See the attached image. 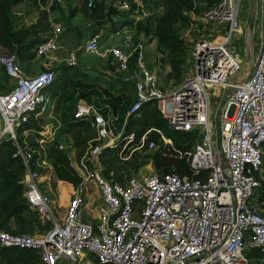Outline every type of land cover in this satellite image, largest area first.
Instances as JSON below:
<instances>
[{
  "label": "built area",
  "instance_id": "obj_1",
  "mask_svg": "<svg viewBox=\"0 0 264 264\" xmlns=\"http://www.w3.org/2000/svg\"><path fill=\"white\" fill-rule=\"evenodd\" d=\"M94 1L88 0V6ZM241 6V0H214L203 12L215 24L213 36L196 42L192 73L175 87L160 86L157 71L148 63L146 41L134 42L125 25L116 24L115 32L124 34L119 44L101 50L103 31L99 29L77 47L110 55L115 70L125 73L124 81L133 83L135 97L126 117L149 102L170 127L194 132L195 140L185 152L195 173L208 172L188 177L176 171H154L131 175L123 182L106 176L101 168L103 149L124 139L122 153L134 133L123 136V130H116L117 114L107 104L104 114L80 98L74 116L94 117L96 135L73 164L80 181L62 220L53 196L43 189L42 174L33 166L38 158L34 159L28 144L20 142L18 132L50 98L56 72L48 66L27 74L16 52L0 50V66L6 75V87L0 88V150L4 139L15 145L13 155L19 156L24 169L25 201L41 222L48 223L41 234L0 228V245L36 249L41 264H245L247 249H264V209L260 206L264 199L259 200V174L264 166V0H260L256 24L259 45L249 72L239 48L231 44L241 34ZM118 7L132 20L148 10L145 0H119ZM55 42L53 34L36 43L35 55H47L56 48ZM76 50L68 63H75ZM154 128L164 142L172 144ZM148 145L150 150L158 147L153 140ZM83 181L95 184L100 199L95 210L88 208L87 217L83 216Z\"/></svg>",
  "mask_w": 264,
  "mask_h": 264
},
{
  "label": "rangeland",
  "instance_id": "obj_2",
  "mask_svg": "<svg viewBox=\"0 0 264 264\" xmlns=\"http://www.w3.org/2000/svg\"><path fill=\"white\" fill-rule=\"evenodd\" d=\"M81 3V0H40L41 6L40 4L36 6L34 4V0H21L10 12L11 19L15 23V26L18 25L17 23L19 22V17H26L27 21L24 22L28 23L29 20L32 19L31 14H36L37 12L38 15L40 14L39 16L41 18L38 23H41L40 29L44 31V33H51L49 29L51 27L54 28L53 25L57 24L59 26L58 32L62 33V36L65 38L61 42H59V38L56 39V48H54L53 52L61 53L62 55H59L62 59L61 63L67 64L69 66L70 73L67 74V79L69 78L68 83L65 87H63L60 86L62 84V80H58L59 82L57 84H59L60 87L55 86V93L52 94V92L50 91V98L40 104L39 107L32 113L35 117H39L44 120L43 127L39 129L42 133L35 130L34 128H28L26 133L22 131L19 132V139L21 143L28 144L31 152H33L34 155H44L42 156V160H36L34 162L35 167H42L43 170L46 169L47 166H51V163L48 162V148L51 144L48 142L51 140H57V143H62L64 145L63 148H59L58 145L57 148L66 151L67 166L78 177L80 176L78 174V171L74 167L75 161L79 160L81 155L85 152L88 145L87 142L96 135V130L95 118L91 116L84 118V124L82 126H78L77 128L75 127L72 130L66 129V123L71 117V114H74L73 110H75V105L80 99L75 96L72 90V82L77 79H81L86 82H94V86L92 87V89L94 91L98 90L99 93L97 95L95 94L92 97L91 102L96 105H101V102L97 99L98 96L108 97L109 95H107V93L105 92H101L102 89L104 91V89L106 88L108 93L116 94L121 88L124 87L125 82L123 78V75H125V73L115 70L116 65L112 62L110 55L103 56L98 53L86 52L83 50L80 51L81 53L79 57L77 54V60L81 58V65L79 64L77 66V64L75 63L67 62L69 60L68 57L70 56V53L74 51L77 44L85 40L93 31L99 30L100 27L103 26H106L105 28H103L105 31L112 30L114 25H111V22L107 21L106 19L107 17H109L107 16V12L109 10L110 4L120 10V8L118 7L119 0H95L93 6L95 7L98 3L97 7L95 8V10H93V6H91L92 11L90 10V15H85L81 9ZM199 3L206 4L207 0H200ZM241 3L242 6L239 10L241 34L239 35V38H233L231 44L236 48H239V54L242 57L244 66L246 68L245 71L249 72L252 69L253 61L255 59V53L259 45L256 24L258 21L260 0H241ZM207 8H205L200 14H196L190 10H185V13L191 16L192 21L189 23L180 24L178 26L179 34L183 39L182 44L185 47L183 76L180 80H175L173 78L166 79V73L170 70V65L168 63V54L167 52H161L160 50H158L157 39L155 38V35H153V33L151 32L144 33L143 31H138L136 29L137 21L139 19H144L147 15L154 12L152 11V9L148 8V10L146 11L147 13L142 17L136 19L137 21L135 19H133V21L128 16L127 12H125V15L122 17L117 14L113 16H118L119 19H123L119 22H121L120 24L125 25L127 30L133 33L132 40L134 42L137 39H143L146 41L148 63L153 71H157L160 86L164 89H167L177 86L183 80V78L192 73V68L194 66L192 52L196 42L200 38L213 36L215 24L211 21H207L203 17V12ZM157 9L161 11L163 9L162 4H160ZM157 9H155V11H158ZM25 23L22 24L20 22L19 24L29 27V25ZM70 28L72 29V34L67 35V30H69ZM222 31L223 30L220 29V31L216 33H220ZM114 44L117 43L109 42L106 44L102 42L101 50H103L106 46ZM34 67L36 68V66H32L31 64L28 65V68H33V70ZM57 67L58 66H53L51 68L56 72V74L59 73ZM43 68L45 67H42L41 69ZM125 92L130 94L129 100L126 101L123 105L127 107L133 99L135 93L133 92L131 86H128ZM150 105L154 107L152 104ZM130 118H134V120H137L138 122L142 120L143 122L149 121L148 117H145L144 112L140 109L136 113L130 114L127 117L123 113V115H118L117 121L115 120L116 130H123V133H125V131L134 133V139L132 140L133 144H131L132 141H130L126 148L136 147L138 145L141 146L133 150L129 148L128 152H123V154L120 153L121 155L119 157L112 151H104L100 156L101 168L103 173L106 174L107 172V175H109V177H112L113 179L114 177L121 176L120 178H118L121 179L118 180L121 182L126 181L131 175H139L142 173L147 174L155 171L151 159L147 155V152L150 151L148 142L152 140L149 138V135H153L154 132L158 131H156L154 126L152 125L145 126L144 124L138 122L131 124L129 130L127 131V125ZM123 124L125 125L123 126ZM137 131H140L139 135L137 134ZM159 137L161 136L159 135ZM123 156L126 157L123 158ZM263 174L264 166L259 174V177H264ZM42 177H45V174H42ZM89 186L91 187V191L88 196V203L90 209L95 210V206H98L100 204L99 194L97 192L95 184L92 181L89 182ZM54 204H56L55 211L58 217L62 220L65 216L68 203L66 202L65 206L63 207H60L57 203ZM87 206L88 204H86V207ZM260 206L264 209V201L260 203ZM33 225V231L25 232L31 234H41L46 230V227L40 228L36 223H34ZM11 231L13 233H17V231ZM247 259L248 260L245 264H264V257L257 258L248 256Z\"/></svg>",
  "mask_w": 264,
  "mask_h": 264
},
{
  "label": "trees",
  "instance_id": "obj_3",
  "mask_svg": "<svg viewBox=\"0 0 264 264\" xmlns=\"http://www.w3.org/2000/svg\"><path fill=\"white\" fill-rule=\"evenodd\" d=\"M19 1L21 0H0V50L4 52L14 51L20 59H25L33 57L35 55L33 48L36 43L46 40L47 37L33 36V33L37 31L35 25H30L29 27H15L10 12ZM199 1L200 0H145L146 7L152 9L154 12L150 13L142 20L139 19L136 23V29L144 33H153L157 39L158 50L167 52L170 70L166 73V79L173 78L175 80H180L183 76L185 47L182 44L183 39L179 34L178 26L192 21L191 16L185 13V10L200 14L205 8L209 7L214 0H207L206 4H200ZM81 2V9L85 15H90V10H95L99 3L98 2L95 7L92 5V8L88 6V0H81ZM160 4L163 6L161 11L157 9ZM155 9L158 11H155ZM107 13L109 17L106 19L111 22V25H113L114 22L113 15L117 14L121 17L125 15V12L118 10L111 4ZM40 24L41 23H39L38 26H40ZM133 63L134 56L130 59V66H133ZM57 70L61 74H56L53 82L49 86V91H51L52 94L55 93L54 87L59 86V84H57L59 81L62 80L60 86L65 87L69 80V78L67 79V74L70 72L67 64L59 65ZM5 79L6 75L1 70L0 66V88L6 87L4 84ZM93 86L94 82H86L81 79L72 82V90L75 96L77 98H83L88 102H91L92 97L99 93L98 90L94 91L92 89ZM128 86H131L135 93L134 85L130 81H125L124 87L116 94L108 93L106 88L104 91L102 89L101 92H105L109 95L108 97L98 96L97 99L101 102V105H95L105 114L108 111L105 106L107 104L111 108V111L117 114L118 119V115L125 114L128 106L135 97L134 94L133 99L127 107L123 106L130 98V94L125 92ZM150 106V103L147 102L140 107V110L144 112V116L148 117L149 121L143 122L142 120L138 122L134 120V118H130L127 131L131 124L138 122L145 126L152 125L158 128L164 136L171 139L172 144L164 142L161 137H159V132H154L153 135H149V138L158 144L156 149L147 152L155 171L160 174L176 171L180 175L188 177L205 176L208 172L207 170L195 173L190 165L188 155L185 152L192 146L195 140V133L176 130L170 127L159 111L155 107ZM43 121L42 118L35 117L31 114L28 121L18 128V132H21L23 128H34L39 131V129L43 127ZM83 121L84 118H78L75 117L74 114H71V117L66 123V129L72 130L75 127L82 126L84 124ZM128 133L129 132L125 131L122 135L126 136ZM137 134L139 135L140 131H137ZM123 140L115 147L104 148L103 152L112 151L119 157ZM56 142L55 140L48 142L51 144L48 148V162L51 163V166H47L44 170L42 167L37 168L33 166L37 168L41 174L48 176V181L53 189V198L60 207H63L74 192L77 183L80 181V177L74 174L67 166V153L66 151L58 149ZM131 144H133V141ZM15 149L16 147L11 140L4 139L0 150V228L10 232H12L11 230L17 231V233L33 231L34 223L38 224L40 228H47L48 223L41 222L37 213L32 210L25 201L22 182L24 169L19 156L13 155ZM128 150L129 148H125L123 152H128ZM42 156L44 155H33L34 159L38 158V160H42ZM107 174L106 172L105 175ZM107 176L109 177V175ZM120 177L121 176L114 177V179L121 180L118 179ZM89 182L90 181H83L82 183L85 204H88L83 210L84 217L88 216V208L90 207L88 203V195L91 191ZM259 191V200H263L264 177L260 178ZM246 253L249 257H264V249L260 247L249 248L246 250ZM0 264H41V260L36 249L0 245Z\"/></svg>",
  "mask_w": 264,
  "mask_h": 264
},
{
  "label": "crops",
  "instance_id": "obj_4",
  "mask_svg": "<svg viewBox=\"0 0 264 264\" xmlns=\"http://www.w3.org/2000/svg\"><path fill=\"white\" fill-rule=\"evenodd\" d=\"M34 4L37 6L38 4H40V0H34ZM40 6H41V4H40ZM14 7H16V5ZM34 9H36V8H34ZM34 14H31L32 19L29 20L28 23H25L24 22V21H27V18L26 17H23V18H20L19 17V20H18L19 22L17 23L18 25L15 26V27L16 28H18V27H26V26H23L22 25L24 23L27 24V25H29V26L30 25H35V27H37L36 28L37 31H36V33H33V36H38V37H43V38L45 37L46 38V37L51 36V35L54 34L56 36V39L59 38V42H61V41H63L65 39L62 36L63 34L60 33V32H58L59 31L58 30L59 29V26L57 24H54L53 25L54 28L51 27L49 29L51 33H49V32H45L44 33V31H42L40 29V26H38V24H39L38 21L41 20V18L39 16L40 14L38 15L37 12H36L35 15ZM116 17H114V19H115L114 22H113L114 23L113 24L114 27L112 28L111 31H105L103 28H105L106 26L100 27V29L102 31H104L101 42L106 43V44L109 43V42L110 43H115L116 42L117 44H119L123 40L124 34L121 33V32L120 33H116L115 32V30H116V24L117 23L120 24L121 22H119V21H122L123 19H119L118 16H116ZM20 22L22 24H19ZM20 25H22V26H20ZM71 34H72V29L70 28L69 30H67V35H71ZM82 42L79 43V44H77V46H76V48L74 50H76L77 47H79L82 44ZM53 50L50 51L47 55H34L33 57H29V58H25V59H20L21 65H22L23 69L26 71L27 74H33V73L37 72L39 70V68L41 69L42 67H48V66L53 67V66H59V65H61L62 64L61 63V60L62 59L60 58L59 55H62V54L59 53V52H58L59 54L58 53H54ZM80 51H83V49L76 50L75 64H77V65H79V64L81 65L82 64L81 58H79L77 60V54H78V57H79V55L81 53ZM35 63H36V65H35ZM29 64H31L32 66H36V68L34 67V70H33V68H28V65ZM42 182H43V186H44L43 187L44 191H46L47 193H50L53 196V194H52L53 193V189H52V187L50 185V182L48 181V176L45 175V177L42 178Z\"/></svg>",
  "mask_w": 264,
  "mask_h": 264
},
{
  "label": "water",
  "instance_id": "obj_5",
  "mask_svg": "<svg viewBox=\"0 0 264 264\" xmlns=\"http://www.w3.org/2000/svg\"><path fill=\"white\" fill-rule=\"evenodd\" d=\"M216 129H217V134H219V122H216Z\"/></svg>",
  "mask_w": 264,
  "mask_h": 264
}]
</instances>
